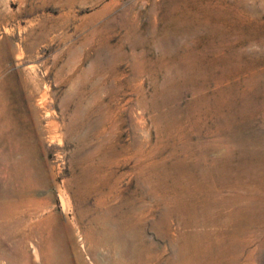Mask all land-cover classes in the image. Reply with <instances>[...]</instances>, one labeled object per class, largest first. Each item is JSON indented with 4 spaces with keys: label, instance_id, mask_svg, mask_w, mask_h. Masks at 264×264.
<instances>
[{
    "label": "rangeland",
    "instance_id": "1",
    "mask_svg": "<svg viewBox=\"0 0 264 264\" xmlns=\"http://www.w3.org/2000/svg\"><path fill=\"white\" fill-rule=\"evenodd\" d=\"M185 17L203 27L188 38L179 34ZM43 28L49 29L47 39L38 41ZM152 33L165 53L153 47L147 60L182 62V53L193 51L206 79L190 86L177 80L153 96L148 73L156 66L144 62L142 90L133 92L132 52L140 54ZM0 62H8L5 76L30 69L44 76L42 89L47 86L57 121L61 102L79 86V70L99 62L106 102L114 99L119 111V172L133 173L121 182L122 196L134 193L151 210L154 227L147 237L154 264H170L175 254L174 237L161 235L166 224L169 234H199L197 264H264V0H0ZM38 99L33 104L43 126ZM43 139L42 164L57 174L51 206L71 226L73 213L62 215L55 189L71 173L75 148ZM145 159L146 172L140 171ZM212 159L221 162L216 166ZM183 204H196L197 216L185 213ZM194 217L197 225L185 227ZM19 222L17 216L0 230V264H27L25 253L41 264L38 237L24 241L29 233ZM81 254L82 264H108L113 256L93 243Z\"/></svg>",
    "mask_w": 264,
    "mask_h": 264
},
{
    "label": "bare ground",
    "instance_id": "2",
    "mask_svg": "<svg viewBox=\"0 0 264 264\" xmlns=\"http://www.w3.org/2000/svg\"><path fill=\"white\" fill-rule=\"evenodd\" d=\"M113 4L115 1L103 6L102 10ZM193 18L181 20L179 34L185 38L196 35L203 28ZM48 30L43 28L36 39H47ZM149 35L141 43V53L132 52L135 62H131V66L136 77L132 80L135 84L130 88L135 93L138 89L142 90L140 78L147 73L143 70V63L151 62L145 58L146 53L153 47L165 53L159 47L162 39L154 33ZM193 55V51L182 53V62L152 61L157 72L148 73L153 77L151 95L157 96V92H163L177 80L183 83L181 85L189 86L198 79L205 80L208 73L205 68L194 64ZM16 56L21 58L22 52L19 51ZM7 63L0 62V230L18 216L19 226L29 233L24 241H30L31 236L35 235L39 239L41 264H82L81 251L86 253L89 243L113 254L109 260L105 259L108 264H154L150 254L152 243L147 237L148 228L154 227L149 221L151 210L144 205L145 200L139 201L135 197L134 191L133 196L127 199L122 196L121 182L133 173L122 175L119 172V111L114 99H110L111 104L106 102L105 82L99 62H90L86 69L79 70L76 76V79L81 78L79 86L76 85L77 89L74 88L61 102L60 121L56 120L58 116L54 109L51 110L47 86L44 85L42 89L44 76H39L36 69L5 76ZM45 64L43 62L42 65L45 67ZM62 72V68L57 69V73ZM159 79L162 80L161 85L157 83ZM196 91L198 89L190 87V92ZM37 94V105L44 113L43 126L33 104ZM23 99L26 100L24 111L20 105ZM43 137L51 146L55 142L61 144L65 141L75 148L74 156L77 158L70 161L71 173L55 189L62 215L73 213L71 226L62 222L63 217L54 213L51 206L49 193L55 187L57 174L53 172V167L47 168L42 164ZM135 158L136 155L132 159ZM220 162V159L211 161L216 166ZM149 167L150 163L145 159L140 171L146 172ZM136 168L134 165L133 169ZM138 183L134 178V185L138 186ZM87 201L91 203L90 207H78L80 202ZM182 210L197 216L196 204H183ZM196 225L194 217L192 223L185 224V227ZM168 228L166 224L161 235L164 239L172 235L173 243H176L170 264H197L196 242L199 234L190 230L174 235L169 234ZM74 232L79 236L81 251L77 249ZM25 256L27 264H33L27 253ZM91 258L95 261L97 257L92 254Z\"/></svg>",
    "mask_w": 264,
    "mask_h": 264
}]
</instances>
